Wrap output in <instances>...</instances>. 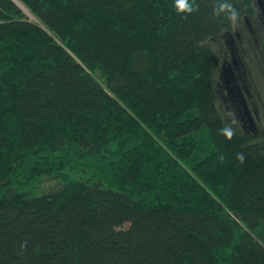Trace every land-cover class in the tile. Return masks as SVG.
<instances>
[{"label": "trees", "instance_id": "trees-1", "mask_svg": "<svg viewBox=\"0 0 264 264\" xmlns=\"http://www.w3.org/2000/svg\"><path fill=\"white\" fill-rule=\"evenodd\" d=\"M17 1L35 20L0 0V264H264V114L223 69L258 0H228L235 25L219 0Z\"/></svg>", "mask_w": 264, "mask_h": 264}, {"label": "flooded vegetation", "instance_id": "flooded-vegetation-1", "mask_svg": "<svg viewBox=\"0 0 264 264\" xmlns=\"http://www.w3.org/2000/svg\"><path fill=\"white\" fill-rule=\"evenodd\" d=\"M259 10L254 19H247L245 24L241 27H237L236 31V40L234 38H230L227 42L228 52L223 60V69L225 73L231 74L240 84L243 85V90H241L242 98L244 99V104L246 107V111L250 116H259L260 109L258 105L250 104L247 105L246 99L253 98V94L251 90L245 84V80H247V70H246V62L248 56L247 49V38L246 35L249 33L253 37L257 39L256 42V50L258 52H264V44H261L258 41L259 36H264V0H258ZM236 41V42H235ZM257 123L255 124L252 119V124L255 128L262 126L260 123V118L257 117Z\"/></svg>", "mask_w": 264, "mask_h": 264}, {"label": "clouds", "instance_id": "clouds-1", "mask_svg": "<svg viewBox=\"0 0 264 264\" xmlns=\"http://www.w3.org/2000/svg\"><path fill=\"white\" fill-rule=\"evenodd\" d=\"M176 7L180 13L192 14L197 11L198 6H194L189 0H176ZM214 12L217 16L220 14H225L226 18L235 25L238 22L239 18V10L236 9L233 4L228 2V0H219L218 4L214 7ZM229 115L233 116L232 125L238 124V121L234 118V114L230 113ZM232 125H225L224 128L221 129V134L225 135L228 139H232L234 135V128ZM236 158L243 163L244 155L242 153H237Z\"/></svg>", "mask_w": 264, "mask_h": 264}, {"label": "rangeland", "instance_id": "rangeland-1", "mask_svg": "<svg viewBox=\"0 0 264 264\" xmlns=\"http://www.w3.org/2000/svg\"><path fill=\"white\" fill-rule=\"evenodd\" d=\"M14 2H17V1L14 0ZM21 8H24L25 9L24 11L28 13L29 16L33 20H35V18L28 12V10L23 5L21 6ZM246 58H247L246 60L250 62L251 78L253 79L255 83V87L258 89V93H259L257 95H254L255 103L260 108V114H264V109H263V104H264V52L254 51V52H250V54L248 52V56L246 55ZM261 119L264 122V118H261ZM260 123H261V120H260ZM53 186L54 184L52 183H46L42 187L41 191L48 190Z\"/></svg>", "mask_w": 264, "mask_h": 264}, {"label": "water", "instance_id": "water-1", "mask_svg": "<svg viewBox=\"0 0 264 264\" xmlns=\"http://www.w3.org/2000/svg\"><path fill=\"white\" fill-rule=\"evenodd\" d=\"M14 1V0H13ZM17 1V0H16ZM16 4H18V5H21L18 1L17 2H15ZM22 6V5H21ZM20 6V7H21ZM23 10H25L24 8H22Z\"/></svg>", "mask_w": 264, "mask_h": 264}]
</instances>
